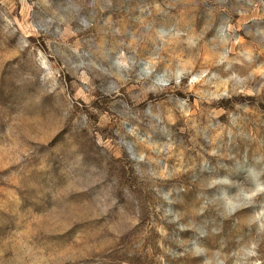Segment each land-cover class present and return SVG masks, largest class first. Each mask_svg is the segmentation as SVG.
Listing matches in <instances>:
<instances>
[{
  "label": "rangeland",
  "instance_id": "obj_1",
  "mask_svg": "<svg viewBox=\"0 0 264 264\" xmlns=\"http://www.w3.org/2000/svg\"><path fill=\"white\" fill-rule=\"evenodd\" d=\"M0 264H264V0H0Z\"/></svg>",
  "mask_w": 264,
  "mask_h": 264
}]
</instances>
